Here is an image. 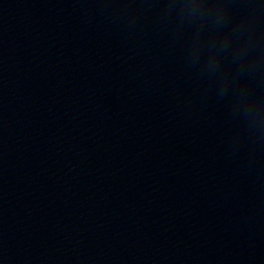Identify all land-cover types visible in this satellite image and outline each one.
Segmentation results:
<instances>
[{"label": "water", "instance_id": "water-1", "mask_svg": "<svg viewBox=\"0 0 264 264\" xmlns=\"http://www.w3.org/2000/svg\"><path fill=\"white\" fill-rule=\"evenodd\" d=\"M0 264H264V0H0Z\"/></svg>", "mask_w": 264, "mask_h": 264}]
</instances>
